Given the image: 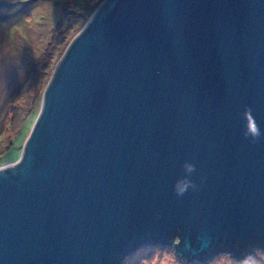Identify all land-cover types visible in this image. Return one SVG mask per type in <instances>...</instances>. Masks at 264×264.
Returning a JSON list of instances; mask_svg holds the SVG:
<instances>
[{
  "label": "water",
  "instance_id": "water-1",
  "mask_svg": "<svg viewBox=\"0 0 264 264\" xmlns=\"http://www.w3.org/2000/svg\"><path fill=\"white\" fill-rule=\"evenodd\" d=\"M0 168V264L264 250V0H104ZM195 165L197 184L173 190Z\"/></svg>",
  "mask_w": 264,
  "mask_h": 264
},
{
  "label": "rangeland",
  "instance_id": "rangeland-1",
  "mask_svg": "<svg viewBox=\"0 0 264 264\" xmlns=\"http://www.w3.org/2000/svg\"><path fill=\"white\" fill-rule=\"evenodd\" d=\"M104 0H0V168L15 162L21 153V134L7 123L13 102L19 101V87L28 75V63L38 61L54 34L61 30L59 21L70 20L72 11L92 12ZM28 2L26 5H24ZM81 5H78V3ZM68 8L67 11L64 8ZM24 49L29 52L24 54ZM18 96V97H16ZM32 128V127H31ZM10 131V133L8 132ZM3 132L5 134H3ZM8 133V135H6ZM23 133V132H22ZM21 148V149H20ZM122 264H187L174 251L144 246L126 256ZM197 264V263H190ZM204 264V263H202ZM209 264H233L227 254H219Z\"/></svg>",
  "mask_w": 264,
  "mask_h": 264
},
{
  "label": "trees",
  "instance_id": "trees-1",
  "mask_svg": "<svg viewBox=\"0 0 264 264\" xmlns=\"http://www.w3.org/2000/svg\"><path fill=\"white\" fill-rule=\"evenodd\" d=\"M78 5H81V3L79 2ZM64 10L67 11L68 8L65 7ZM95 11L96 9L89 12L83 8L81 11L68 13L72 18L69 21L67 20L66 23L62 20L59 21L60 26L64 27H61V30L56 32L50 39L41 59L28 63V75L23 80V85L19 87L20 91L17 92L20 99L19 101L13 102L9 113H6L9 117L7 123L15 132L14 138H10L7 145V152L14 146L17 135L21 134V144L26 141L31 126L38 116L44 90L56 70L57 63L67 50L68 44L83 28L87 23L86 21ZM24 52L26 54L29 51L24 49ZM8 132L10 133V131ZM3 134L5 133L3 132ZM1 137L0 142H2Z\"/></svg>",
  "mask_w": 264,
  "mask_h": 264
},
{
  "label": "clouds",
  "instance_id": "clouds-1",
  "mask_svg": "<svg viewBox=\"0 0 264 264\" xmlns=\"http://www.w3.org/2000/svg\"><path fill=\"white\" fill-rule=\"evenodd\" d=\"M243 117L246 120L243 133L245 138H250L253 143L260 140L264 133L261 132L259 125L255 122L251 108L245 107ZM183 168L185 175L178 178L173 186L177 196H183L189 189L195 190L197 188V184L190 178L191 173L195 171V165L185 161ZM241 264H264V250L257 249L254 253L245 255Z\"/></svg>",
  "mask_w": 264,
  "mask_h": 264
}]
</instances>
